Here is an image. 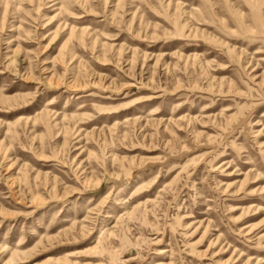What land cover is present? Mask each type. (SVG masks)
I'll return each mask as SVG.
<instances>
[{"label": "rangeland", "instance_id": "374dc122", "mask_svg": "<svg viewBox=\"0 0 264 264\" xmlns=\"http://www.w3.org/2000/svg\"><path fill=\"white\" fill-rule=\"evenodd\" d=\"M0 264H264V0H0Z\"/></svg>", "mask_w": 264, "mask_h": 264}, {"label": "bare ground", "instance_id": "6f19581e", "mask_svg": "<svg viewBox=\"0 0 264 264\" xmlns=\"http://www.w3.org/2000/svg\"><path fill=\"white\" fill-rule=\"evenodd\" d=\"M111 180H112V184H113V185L117 183L116 180H113V179H111Z\"/></svg>", "mask_w": 264, "mask_h": 264}]
</instances>
